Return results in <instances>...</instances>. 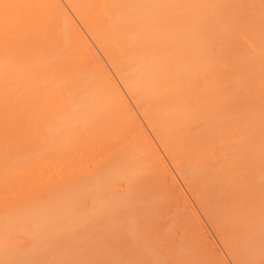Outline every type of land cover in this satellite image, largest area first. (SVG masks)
Instances as JSON below:
<instances>
[{
    "label": "bare ground",
    "instance_id": "bare-ground-1",
    "mask_svg": "<svg viewBox=\"0 0 264 264\" xmlns=\"http://www.w3.org/2000/svg\"><path fill=\"white\" fill-rule=\"evenodd\" d=\"M174 170L264 264V0H0V264H203Z\"/></svg>",
    "mask_w": 264,
    "mask_h": 264
},
{
    "label": "rangeland",
    "instance_id": "rangeland-1",
    "mask_svg": "<svg viewBox=\"0 0 264 264\" xmlns=\"http://www.w3.org/2000/svg\"><path fill=\"white\" fill-rule=\"evenodd\" d=\"M94 46V45H93ZM97 49H95V51H96ZM98 51V50H97ZM96 51V52H97ZM98 53H99V55L102 57V59H103V62L105 63V61H104V58H103V56L101 55V53L98 51ZM98 53H97V55H98ZM98 55V56H99ZM100 56H99V58H100ZM105 65L107 66V64L105 63ZM105 66V67H106ZM109 67L107 66V69H108ZM109 72H111V75L115 78V76L113 75V73H112V71H110V68H109ZM116 79V78H115ZM117 81V80H116ZM117 84H119L118 86L121 88V92L123 91V93H124V91H125V93L127 92L126 90H124L123 89V86L117 81ZM122 93V94H123ZM124 93V94H125ZM128 93V92H127ZM127 93L125 94L126 96H124V94H123V96H124V98H129V97H131V96H129V95H127ZM129 96V97H128ZM131 98H129V99H127L129 102V104L130 103H132V104H130V105H132L133 106V109H137V110H133V111H135L134 112V114L135 113H137L138 112V107L136 108V106L135 105H133V104H136V103H134L135 101H133V100H130ZM132 99H133V97H132ZM130 101H132V102H130ZM129 106V105H128ZM132 106H131V108H130V106H129V108H130V110L132 109ZM135 107V108H134ZM132 111V110H131ZM140 114V113H139ZM138 113H137V116H139V117H136V114H135V118L137 119V121H138V119L140 120V121H138V122H141L140 124L142 125V127H143V129L145 130V132H147V133H145L144 131V133H145V135L147 136V137H150L151 138V140H153L154 141V146H155V144L159 147V154H161V155H163L165 158H166V156H165V154H163V151H162V149L160 148V146H159V144H158V142H155L156 140H154L155 138H154V135L152 134H150L151 133V131H150V129H148L149 127H147V125L146 124H144L146 121L144 120V118L142 117V116H140ZM142 120H144V121H142ZM140 125V126H141ZM145 127H146V129H145ZM142 130V129H141ZM150 131V132H149ZM149 136H148V135ZM151 136H153V137H151ZM149 138V139H150ZM151 140H150V142H151ZM153 141L151 142V143H153ZM158 147H157V149H158ZM162 152V153H161ZM160 155V156H161ZM163 156H161V158H163L164 159V157ZM164 160H166V161H164V163H167L168 164V167L170 168H168L169 169V171L171 172V169H172V171H173V167H172V164H171V166H170V162L168 161V158H166V159H164ZM166 165V164H165ZM173 173V175H174V173H175V177L177 178H175L174 176V179H175V181H178L177 183H176V185H178V187L180 186V188H178V191H179V193H180V195L183 193V195L177 200V201H175V202H180V204L182 203L183 205L182 206H180V207H178L177 205H180L179 203L177 204V205H175V206H177L178 208H179V210H181V211H185V209H187V213H190V211L188 210V206H190V208L189 209H192L191 211L192 212H194V213H192V214H194V215H196V218H197V220H196V222H198V223H195V216L193 215V218L192 219H194V220H192L193 222L191 223V224H193L194 223V226H195V224H196V226H197V224H198V226L197 227H199L197 230L196 229H193L194 228V226L192 225V230H193V232L196 230V232H197V234H195L194 233V235L196 236V239L198 240V242H195V243H197L196 245L198 246L197 248H199V250H200V252H199V250L198 249H195V247L196 246H194V251L195 252H193L194 253V255H196V257L198 256L200 259H201V257H200V255L201 254H204V252H205V254H207L206 256H209L208 258V260H206V256L205 255H203V256H205L204 258L202 257V260H203V264H207V262H208V264H209V262H210V264H235L234 262L232 263V259L230 258V257H228L229 255L227 254V251L226 250H224V248H223V246H222V244H221V242L220 241H218L219 239H218V236H216V234L214 233V229H212V227H211V225H210V223H208V221L206 220L207 218H205V215H203L202 214V212H201V210L197 207V204L195 203V201H194V199L192 198V195H190L189 193L190 192H188L189 190L185 187V185L182 183V181L181 180H179L180 179V177L179 176H177L176 175V172H175V170H174V172H172ZM181 188L183 189V190H181ZM185 188L187 189V191L185 190ZM183 191V192H181V191ZM184 194L186 195V198L187 199H185V196H184ZM173 202V201H172ZM175 202H173V203H171V207H172V205L175 203ZM196 205V206H195ZM174 206V207H175ZM173 207V208H174ZM177 208V209H178ZM172 210H174V209H172ZM178 211V210H177ZM179 213H181L180 211H179ZM186 213V214H187ZM183 214V215H182ZM182 214H180L179 216H180V218L182 217V216H184V218H185V216L186 215H184L185 213H182ZM198 214V215H197ZM189 216H191V213L190 214H187V217H189ZM199 216V217H198ZM201 216V217H200ZM183 218V219H184ZM181 220H182V218H181ZM185 220V219H184ZM190 221V220H189ZM207 221V222H206ZM182 222H183V220H182ZM186 222V221H185ZM191 222V221H190ZM205 222V223H204ZM202 225V226H201ZM195 226V228H197ZM179 229H181V227H179ZM202 230H204V231H202ZM179 232V230H177V228H176V231H174L175 233L176 232ZM181 231V230H180ZM178 232H177V234H178ZM182 233V232H181ZM199 234V235H198ZM173 235H175L174 233H173ZM194 235H193V237H194ZM177 237L176 238H180V236H181V234L179 235V237H178V235H176ZM174 237V236H173ZM201 237H202V239H201ZM192 238V237H191ZM175 239V238H174ZM194 239V238H193ZM192 239V240H193ZM205 239V240H204ZM172 240H173V238H172ZM176 241H178L177 239H175ZM196 240V241H197ZM200 240V241H199ZM175 241V242H176ZM199 242H200V244L202 245V248H203V250H201L200 248H201V245L199 244ZM209 242V243H208ZM194 243V244H195ZM200 245V247H199V245ZM207 248V249H206ZM214 248V249H213ZM198 251V252H197ZM197 252V253H196ZM203 252V253H202ZM213 254H212V253ZM196 253V254H195ZM201 253V254H200ZM217 253V254H216ZM198 254H200V255H198ZM202 256V255H201ZM223 257V258H222ZM218 258V259H217ZM211 259V260H210ZM223 259V260H222ZM202 260H200V261H202ZM214 260V261H213ZM207 261V262H206Z\"/></svg>",
    "mask_w": 264,
    "mask_h": 264
}]
</instances>
